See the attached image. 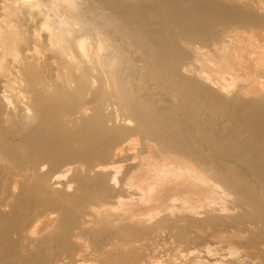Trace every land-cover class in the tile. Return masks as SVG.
I'll list each match as a JSON object with an SVG mask.
<instances>
[{"label": "bare ground", "instance_id": "6f19581e", "mask_svg": "<svg viewBox=\"0 0 264 264\" xmlns=\"http://www.w3.org/2000/svg\"><path fill=\"white\" fill-rule=\"evenodd\" d=\"M0 264H264V0H0Z\"/></svg>", "mask_w": 264, "mask_h": 264}]
</instances>
